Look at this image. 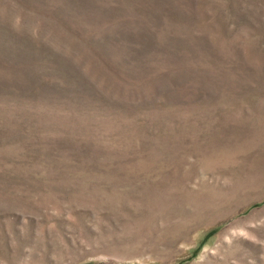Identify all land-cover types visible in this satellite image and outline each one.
Wrapping results in <instances>:
<instances>
[{
    "label": "rangeland",
    "instance_id": "374dc122",
    "mask_svg": "<svg viewBox=\"0 0 264 264\" xmlns=\"http://www.w3.org/2000/svg\"><path fill=\"white\" fill-rule=\"evenodd\" d=\"M0 264H264V0H0Z\"/></svg>",
    "mask_w": 264,
    "mask_h": 264
}]
</instances>
